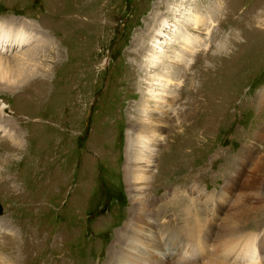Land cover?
Returning <instances> with one entry per match:
<instances>
[{
  "label": "rangeland",
  "instance_id": "1",
  "mask_svg": "<svg viewBox=\"0 0 264 264\" xmlns=\"http://www.w3.org/2000/svg\"><path fill=\"white\" fill-rule=\"evenodd\" d=\"M160 1L0 0V18L38 28L9 54L40 43L34 77L0 91L22 143L0 133V179L30 193L0 188V264H264V0H179L211 9L212 29L180 66V45L165 46L158 68L176 79L163 89L183 95L151 128L150 184L137 185L133 127L160 111L144 105L157 70L142 56Z\"/></svg>",
  "mask_w": 264,
  "mask_h": 264
},
{
  "label": "bare ground",
  "instance_id": "2",
  "mask_svg": "<svg viewBox=\"0 0 264 264\" xmlns=\"http://www.w3.org/2000/svg\"><path fill=\"white\" fill-rule=\"evenodd\" d=\"M161 2H164L166 10L165 11L155 10V13L153 12L154 16L152 19H153L154 27L152 31H150L151 36L146 42L147 45H145L147 50L142 55L145 61L144 69L148 72H150L153 69L157 70L155 71L156 74L152 73V75L149 76L150 79H152L154 82L152 87L151 84L147 81L149 78H145V84H146L145 87H147V89L144 92H146V94L149 96H147V98L144 99L145 100L144 105L146 107L152 105L154 106V108L160 111L158 112L159 115L156 114L153 116L150 115L145 116L146 114H144V116H141V120L139 122L137 121V125L133 127L134 134L136 136L134 140L131 139L130 144L132 148H134L135 158L132 159L134 161H131L127 169L129 170V174H131V171L133 170L134 176L132 174L131 176H133L137 185L150 184L149 177L150 175H152L151 159L154 151L153 146L155 147L156 145V143L153 142V145L150 146V143L155 140L157 142V138L153 137L155 136V134L151 132V128L154 127L153 130L155 131V129H160V127L164 125L167 116L164 115V112L161 110H163L165 106L170 104L171 101L170 102L168 101L169 98L173 100L177 99L178 101H180L179 99H181L183 95V93L181 94V91L183 90L177 91L179 95L177 94V96L175 97L172 95L173 91L166 94V91L163 89L166 87L170 88V86L174 85L175 84L174 80L176 79L175 73L172 74L170 73V75L162 74L160 72V68H158L160 65L169 61L170 58V52L165 50V46L169 44L168 48H171L170 45L173 46V42L176 43V45H180L179 46L180 48L177 46V48L174 49L177 52V54H175V59H179L178 64L176 66H180L181 60L184 61L186 58L190 56H194L195 53H197V51L199 50L198 47H200L202 37L200 34L196 32H201L206 30L207 33H210L212 29L209 23L213 15L211 9L207 11L209 15L205 17L204 14H200L199 12L195 13V11L189 7V4H187L186 1L184 4L181 3L179 0H164V1L161 0L160 4H162ZM34 26L35 24H27V22L17 20L16 18H10V19L0 18V91L6 90L8 92L14 93L17 90L21 89V87H23V85L26 84L25 83V81H27L26 79L34 77L35 74L34 71L36 67L35 64L32 63L35 62L34 56L38 54L37 48H38V44L40 43H37V45H35L31 49H27L29 50L27 52H23L24 51L23 50L21 53H16L13 56L9 54L10 51H13L16 47H20L19 50L23 49L24 46H29L33 40H36V37H38V28H35ZM54 43H55L54 41L51 42V44L53 45ZM157 86H159V88H157ZM150 99H153L154 104L149 105L148 101ZM2 106L3 107H0V133L4 132V134H9V136L13 139L11 141L5 139V141H8L9 143L12 144L9 146L11 150L12 148H15V150L16 149L19 150L22 143L19 140H14V139L18 136L19 137L21 136L20 129L15 127V125L13 124H10L11 129L7 128L9 124L5 125V123L8 122V120L4 116L6 107H4L5 104ZM9 107L12 108L11 106ZM146 109L149 110L148 108ZM147 122H150V124L152 125L150 129L148 127L149 125H146ZM7 168H9V166L8 167L6 166L5 169ZM50 184H52V179H49V185ZM0 188H5L10 193L12 192V195L13 194L15 195L16 200L21 202H23L22 200L23 197L22 198L19 197L20 195L30 194L26 190L23 192L19 191V189L16 188L15 182L13 186L7 180L3 181L2 179H0ZM16 194H18V196H16ZM39 197H41V195ZM35 238L36 236L34 237V239ZM169 244L171 243L169 242L168 245ZM188 245L180 247L181 253H183L184 251L188 253L189 250L194 251V249H189L190 246ZM254 245L256 244L254 243ZM200 246L199 248L202 253H204V251L206 250L207 252L210 250L207 249L206 245H202L201 247ZM246 246H247L246 252H249L251 250V245L247 244ZM161 247H162L161 244H159V247H156V245H151L146 248V251L147 252L149 251L151 254L153 253L165 259L170 256L169 260L172 261L177 259L176 256L177 254L171 255V253L167 250L163 252L162 251L163 249ZM196 250H199L198 247L197 249H195V251ZM225 251H227L228 253V251L230 250L225 249ZM180 257L182 260H184V256H180ZM189 261L190 259L186 260L185 262H189ZM239 264H243V263H239Z\"/></svg>",
  "mask_w": 264,
  "mask_h": 264
},
{
  "label": "water",
  "instance_id": "3",
  "mask_svg": "<svg viewBox=\"0 0 264 264\" xmlns=\"http://www.w3.org/2000/svg\"><path fill=\"white\" fill-rule=\"evenodd\" d=\"M1 210V209H0Z\"/></svg>",
  "mask_w": 264,
  "mask_h": 264
}]
</instances>
